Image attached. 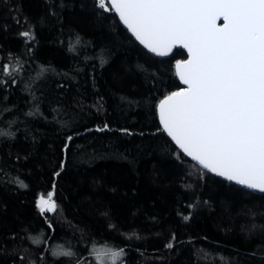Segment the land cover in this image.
Returning <instances> with one entry per match:
<instances>
[{
	"label": "trees",
	"instance_id": "1",
	"mask_svg": "<svg viewBox=\"0 0 264 264\" xmlns=\"http://www.w3.org/2000/svg\"><path fill=\"white\" fill-rule=\"evenodd\" d=\"M186 58L152 55L96 0H0V69L23 66L0 73V264H94L105 244L126 264H264V194L201 178L161 129L156 105L182 87ZM53 184L59 207L41 215ZM59 246L76 256L52 255Z\"/></svg>",
	"mask_w": 264,
	"mask_h": 264
},
{
	"label": "snow or ice",
	"instance_id": "2",
	"mask_svg": "<svg viewBox=\"0 0 264 264\" xmlns=\"http://www.w3.org/2000/svg\"><path fill=\"white\" fill-rule=\"evenodd\" d=\"M96 7L114 12L135 40L157 57L176 48L187 52L186 59L175 61V75L183 87L156 105L161 129L199 166L201 178L207 172L264 193V0H96ZM19 34L26 41L35 40L30 28ZM81 43L77 35L69 50L76 51ZM97 59L102 65L107 62ZM22 67L6 63L0 73L11 78ZM50 70L40 66L38 75L42 78ZM139 70L146 71L142 66ZM106 130L107 124L96 129ZM55 192L53 184L38 198L41 215L57 211ZM30 239L37 246L45 242L43 236ZM175 241L172 234L165 247L172 249ZM52 255L73 258L76 253L59 246ZM89 255L94 264H126L124 248L93 246ZM76 264L84 261L77 259Z\"/></svg>",
	"mask_w": 264,
	"mask_h": 264
},
{
	"label": "water",
	"instance_id": "3",
	"mask_svg": "<svg viewBox=\"0 0 264 264\" xmlns=\"http://www.w3.org/2000/svg\"><path fill=\"white\" fill-rule=\"evenodd\" d=\"M115 14V13H114ZM116 15V14H115ZM118 18V17H117ZM223 21L221 20V21H218V23H222ZM126 29V28H125ZM135 39V38H134ZM138 42V41H137ZM139 43V42H138ZM141 45V44H140ZM142 46V45H141ZM143 47V46H142ZM144 48V47H143ZM145 49V48H144ZM147 50V49H146ZM177 50H181V51H183V52H185L186 53V55H187V52L185 51V50H183V49H180V48H176V49H173L172 50V52L168 55V56H166V57H159V58H169V57H171L174 53H175V51H177ZM152 54V53H151ZM152 55H154V54H152ZM155 56V55H154ZM157 57V56H156ZM182 85V84H181ZM182 87H183V85H182ZM157 115H158V113H157ZM158 118H159V116H158ZM170 138V137H169ZM172 141V140H171ZM173 142V141H172ZM174 143V142H173ZM175 144V143H174ZM176 146V145H175ZM177 147V146H176ZM180 151V150H179ZM181 152V151H180ZM182 153V152H181ZM183 154V153H182ZM184 155V154H183ZM186 157V156H185ZM189 161H191L192 163H194L195 164V162H193L189 157H186ZM198 166V165H197ZM199 167V166H198ZM211 174V173H210ZM212 175H214V174H212ZM214 176H216V175H214ZM216 177H218V176H216ZM218 178H220V179H222V180H224L223 178H221V177H218ZM224 181H226V180H224ZM226 182H228V181H226ZM228 183H231V184H234V185H237V184H235V183H233V182H228ZM237 186H240V185H237ZM240 187H242V188H244L243 186H240ZM244 189H246V190H248V191H251V192H255V193H260V192H257V191H253V190H249V189H247V188H244ZM261 194H264V193H261Z\"/></svg>",
	"mask_w": 264,
	"mask_h": 264
},
{
	"label": "rangeland",
	"instance_id": "4",
	"mask_svg": "<svg viewBox=\"0 0 264 264\" xmlns=\"http://www.w3.org/2000/svg\"><path fill=\"white\" fill-rule=\"evenodd\" d=\"M45 213H52V212H45ZM45 213H44V214H45Z\"/></svg>",
	"mask_w": 264,
	"mask_h": 264
}]
</instances>
